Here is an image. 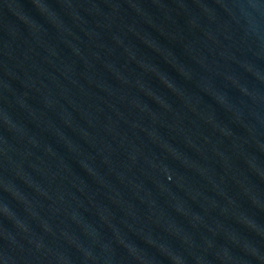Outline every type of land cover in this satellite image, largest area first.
I'll return each mask as SVG.
<instances>
[{
	"label": "water",
	"instance_id": "water-1",
	"mask_svg": "<svg viewBox=\"0 0 264 264\" xmlns=\"http://www.w3.org/2000/svg\"><path fill=\"white\" fill-rule=\"evenodd\" d=\"M0 264H264V0H0Z\"/></svg>",
	"mask_w": 264,
	"mask_h": 264
}]
</instances>
